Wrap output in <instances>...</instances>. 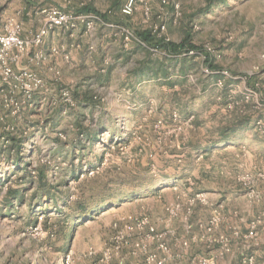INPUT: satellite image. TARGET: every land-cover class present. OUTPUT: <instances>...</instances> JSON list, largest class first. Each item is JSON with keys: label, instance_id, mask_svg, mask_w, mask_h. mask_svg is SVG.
I'll use <instances>...</instances> for the list:
<instances>
[{"label": "rangeland", "instance_id": "rangeland-1", "mask_svg": "<svg viewBox=\"0 0 264 264\" xmlns=\"http://www.w3.org/2000/svg\"><path fill=\"white\" fill-rule=\"evenodd\" d=\"M9 1L0 264H264V0Z\"/></svg>", "mask_w": 264, "mask_h": 264}, {"label": "built area", "instance_id": "built-area-1", "mask_svg": "<svg viewBox=\"0 0 264 264\" xmlns=\"http://www.w3.org/2000/svg\"><path fill=\"white\" fill-rule=\"evenodd\" d=\"M135 0H126L121 8L123 16H132L135 10ZM75 18L59 9H49L46 11V23L41 28L38 36L32 41L34 45L41 43L42 39L49 33V31L55 28H68L73 27V21ZM24 46L23 40H21L16 32L9 33L6 36H0V60H3L6 52L13 48L22 49ZM38 84H35V87ZM146 264H162L161 261L156 258H148Z\"/></svg>", "mask_w": 264, "mask_h": 264}, {"label": "crops", "instance_id": "crops-1", "mask_svg": "<svg viewBox=\"0 0 264 264\" xmlns=\"http://www.w3.org/2000/svg\"><path fill=\"white\" fill-rule=\"evenodd\" d=\"M41 0H10L2 9V14L4 16H16V17H34L33 19H26L29 21H26L27 23L23 24L25 28H27L29 31L36 32L38 28L42 25L43 21V15L41 13V10L44 8H47L48 2H45L44 5L37 7L36 12H33L36 5L35 2L40 3ZM47 1V0H44ZM42 20V21H41Z\"/></svg>", "mask_w": 264, "mask_h": 264}, {"label": "trees", "instance_id": "trees-1", "mask_svg": "<svg viewBox=\"0 0 264 264\" xmlns=\"http://www.w3.org/2000/svg\"><path fill=\"white\" fill-rule=\"evenodd\" d=\"M87 9L85 10V12H87V11H93L94 12V10H92V9H88V7H86ZM140 38L142 39V41H145V42H149V41H151V40H153V38H151V36H147L146 34H142L141 36H140ZM13 144H14V142H13ZM21 161L22 160H20V158H19V156H18V158H17V166H19L20 165V163H21ZM13 193V192H12ZM12 195V194H11ZM14 195V194H13ZM11 198V197H10ZM12 199H16V196H13L12 197ZM33 220L31 221V223H32V225H36L37 224V217H34V218H32ZM43 224L44 225H46V220L43 222Z\"/></svg>", "mask_w": 264, "mask_h": 264}]
</instances>
